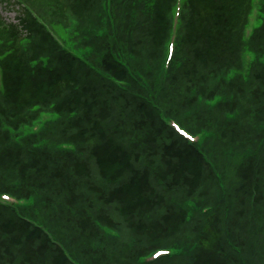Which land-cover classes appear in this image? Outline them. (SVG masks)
Returning a JSON list of instances; mask_svg holds the SVG:
<instances>
[{"label": "trees", "instance_id": "trees-1", "mask_svg": "<svg viewBox=\"0 0 264 264\" xmlns=\"http://www.w3.org/2000/svg\"><path fill=\"white\" fill-rule=\"evenodd\" d=\"M106 1L73 0L72 15L81 18L95 9L99 18ZM251 1H186L183 52H176L171 89L164 95L167 112L182 115L188 129L215 131L205 149L216 171L205 156V143L188 142L169 127L144 92L131 95L108 87L101 95L92 72H84L32 17L12 25L14 42L0 61V171L17 177L22 184L16 192L34 194L35 203L23 211L29 220L0 206V264H264V149L245 148L255 147L264 134L259 127L264 63L253 67L248 83L232 78L226 84L235 100H220L214 107L205 103L240 66ZM173 3L152 0L151 9L139 0L135 5L137 17L146 16L144 23L150 19L146 36L155 61L170 33ZM36 32L41 42L32 52L21 50L19 38ZM90 41L101 44L97 63L128 89V69L112 60L108 49L112 32ZM250 44L264 52V27ZM183 85L187 88L177 103L173 94ZM192 89L195 95L189 94ZM43 108L62 118L17 142L21 128ZM51 133L75 150L39 146ZM230 147L245 148L246 154L234 160L237 154L224 153ZM0 187L13 188L3 179ZM30 220L48 225L65 245ZM160 250L169 253L152 258Z\"/></svg>", "mask_w": 264, "mask_h": 264}, {"label": "rangeland", "instance_id": "rangeland-1", "mask_svg": "<svg viewBox=\"0 0 264 264\" xmlns=\"http://www.w3.org/2000/svg\"><path fill=\"white\" fill-rule=\"evenodd\" d=\"M186 1L187 0H174L170 12L171 29L169 38L163 50L160 52L157 61H155L150 56L153 48L148 36H146V30L149 26L150 19L147 18V21L144 23V18L146 16L139 15V17H137L135 15L137 12L135 5L138 3V0H107L105 2L107 9L104 15L99 18H96L98 14L95 9L87 12L81 18H77V16L74 18L72 15L73 0H0V61L14 42V36L11 35V29L14 22H17L18 19L21 20L23 17L29 19L32 14L38 15L40 24L44 26V30L51 32V36L56 43L68 53L67 55L76 58V62L84 72L90 70L93 73L90 72L91 79L96 80L100 85L101 95H105V91L108 87L113 88L114 90L118 89L129 92L131 95L140 92L141 90L144 92H140L142 93V96L147 99V102H149L151 106L157 109L161 119H164L169 127L172 128L174 125L179 126L190 135V137H181L188 142L200 146L205 143L204 152L206 154H204L206 158L212 162V168L216 171L217 163L211 152L205 149L209 141L217 135L215 134V131L213 129L209 131L205 127H200L197 130L188 129L181 123L180 119L182 115L176 116L167 112L168 105L164 100L165 91L171 89L172 79H170V71L173 68L172 66L175 61L176 52L177 50L183 52L180 40L184 32V15L188 14ZM139 2L144 3L147 8L151 9L152 0H139ZM262 27H264V13L263 10L256 9L252 13L251 19L246 28L244 36L245 45L242 54L240 55V66H237L236 70L232 69L228 72L225 76L227 81L223 83L221 88L222 91L216 93L217 96L214 100H206V105L214 107L216 102L220 100H233L236 95L232 91L228 92L226 87V84L230 79L240 78L244 83H248L251 78L252 69H254L253 67H256V65H263L264 52L257 51L250 44V39L253 33ZM110 32L113 34L114 44L109 45L108 49L112 60L121 62L122 65L128 69L130 80V83L128 84V87L129 85L130 87L128 89L124 86L126 84L123 85L116 82V80L112 78V75L107 73L106 70L102 69L97 63L95 54L100 51L101 44L98 43L96 47L90 41L91 36L102 38L105 33ZM101 33H103V35H100ZM31 36L34 40H18V46L21 50L32 52L30 50L32 49V46L34 47L35 44L37 45V43L39 44L41 42L42 36L40 37L39 33H33ZM44 51H48V49L44 48ZM46 60L47 58H44L43 63L46 64ZM178 69L179 64L174 67L173 72H176ZM212 82H215V77ZM184 85L181 88V91L179 90L173 94V99L177 103L183 99L182 93L187 88ZM209 87L212 88L211 82ZM1 93L2 85L0 68V97ZM189 94L195 95V89L189 91ZM199 99H201V96H199ZM189 112L190 111H184L183 114L188 116ZM29 113L30 111L25 114L28 115ZM232 117L233 114H230L227 118ZM61 118L62 116L60 114L54 113L51 109H39L34 116V119H29L27 124L21 128L15 140L19 142L23 136H38L46 126L57 123ZM259 127L264 132V121L261 122ZM126 139H129V137ZM66 142V140H60L58 134L51 133L45 137L39 146L55 144L59 150L73 152L75 148ZM245 148L247 149V152L249 150L252 153L262 151L264 149V134L259 138L255 147L250 145ZM245 148L243 150H238L230 147L224 153L226 155L237 154L239 157L235 156L233 159L240 160L241 157L246 154ZM217 153L219 154L220 159H222L224 156L222 150H218ZM86 159L89 160L88 158ZM89 162L93 173L96 174L97 169L90 160ZM2 179L5 180L6 183L11 184L13 188L6 191V189L0 187V206L10 208L21 216L25 215L23 211H27L34 205L35 195L31 194V199L24 200L26 196L16 192L18 191L16 188H18L21 183L17 177L10 178L7 173L0 171V182ZM181 201H175V205H181ZM34 221L43 225L51 233L55 241L59 240L61 244H64L58 239L56 233L48 225L37 220ZM110 234L114 236L118 235L114 232H110Z\"/></svg>", "mask_w": 264, "mask_h": 264}, {"label": "snow or ice", "instance_id": "snow-or-ice-1", "mask_svg": "<svg viewBox=\"0 0 264 264\" xmlns=\"http://www.w3.org/2000/svg\"><path fill=\"white\" fill-rule=\"evenodd\" d=\"M185 135H187V134L185 133ZM5 199H6V197H5ZM156 255H160V253H156Z\"/></svg>", "mask_w": 264, "mask_h": 264}]
</instances>
